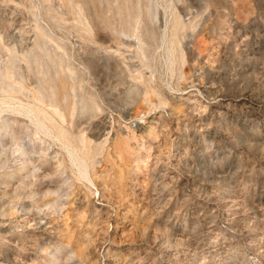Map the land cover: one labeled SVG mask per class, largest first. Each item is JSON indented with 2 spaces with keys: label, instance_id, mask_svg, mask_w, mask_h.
<instances>
[{
  "label": "rangeland",
  "instance_id": "374dc122",
  "mask_svg": "<svg viewBox=\"0 0 264 264\" xmlns=\"http://www.w3.org/2000/svg\"><path fill=\"white\" fill-rule=\"evenodd\" d=\"M0 264H264V0H0Z\"/></svg>",
  "mask_w": 264,
  "mask_h": 264
}]
</instances>
